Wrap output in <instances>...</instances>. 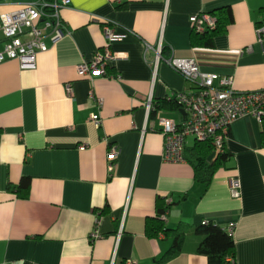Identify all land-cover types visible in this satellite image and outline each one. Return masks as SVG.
I'll use <instances>...</instances> for the list:
<instances>
[{"label":"crops","instance_id":"crops-1","mask_svg":"<svg viewBox=\"0 0 264 264\" xmlns=\"http://www.w3.org/2000/svg\"><path fill=\"white\" fill-rule=\"evenodd\" d=\"M38 0H0V13ZM65 32L37 53L32 69L0 64V264H153L173 237L147 238L144 223L158 197L170 203L167 228L185 232L180 253L164 264H208L193 228L211 221L231 231L235 264H264V132L250 116L235 120L224 142L231 155L207 188L188 162L162 160L157 119L183 122L176 100L191 85L166 60L193 59L201 72L229 76L237 91L264 89V0H69ZM228 8L232 22L210 48L190 43L191 18ZM102 21L122 37L124 54L108 68L118 77L81 78L75 66L105 43ZM162 36V58L151 68ZM4 38L0 32V51ZM250 47L249 52L241 50ZM150 62V63H149ZM70 84L72 95L65 94ZM151 98L147 115L146 103ZM167 104L159 107L161 102ZM99 116L95 127L90 118ZM196 140L186 139V148ZM118 155L107 170L110 146ZM216 157L214 151L209 157ZM22 178L29 194L16 192ZM237 178L239 198L229 193ZM99 238L91 240L95 220Z\"/></svg>","mask_w":264,"mask_h":264},{"label":"built area","instance_id":"built-area-1","mask_svg":"<svg viewBox=\"0 0 264 264\" xmlns=\"http://www.w3.org/2000/svg\"><path fill=\"white\" fill-rule=\"evenodd\" d=\"M69 0H38L22 5L10 12L0 13V32L4 38L0 51V64L16 60L20 68L32 69L37 53L47 50L46 40L55 43L65 32V23L59 11L69 6ZM192 29L197 33L212 30L215 18L207 13H201L191 18ZM102 32L105 43L88 62H80L75 66V72L81 78L106 77L115 78L108 73V68L124 54L113 52L111 45L121 39L115 26L102 21ZM257 42L264 36V20L255 28ZM250 47L241 50L249 52ZM148 51L154 53L151 61L153 75L158 62L162 58L163 42L160 35L156 44L145 45L144 57ZM150 63V62H149ZM166 63L179 73L191 88L176 95V102L185 114L183 122L176 123L173 119L160 117L157 123L163 137L162 160L165 163H185L184 151L186 139L193 137L196 141H210L214 151L220 152L228 136L231 124L245 116L252 117L264 132V89L240 92L234 86L231 77L218 76L214 73L201 72L196 62L191 58L170 56ZM65 94L72 95L70 84L64 86ZM151 98L147 99V115L151 109ZM95 127L99 126V116L90 118ZM118 155V149L112 145L106 155L107 170L110 172ZM229 193L232 198H239L240 184L237 178L229 180ZM167 203V202H166ZM166 215V214H165ZM165 215L161 217L165 221ZM99 220H95V228L91 240L99 238L97 232ZM233 225L228 227L231 233ZM160 233L158 237H162ZM125 264H132L125 261Z\"/></svg>","mask_w":264,"mask_h":264},{"label":"trees","instance_id":"trees-1","mask_svg":"<svg viewBox=\"0 0 264 264\" xmlns=\"http://www.w3.org/2000/svg\"><path fill=\"white\" fill-rule=\"evenodd\" d=\"M210 15L215 18L214 29L207 30L203 33H197L192 29L190 35V43L192 46L212 47L214 37L224 34L228 25L232 22V14L228 8L215 10ZM166 104L163 101L159 107L162 108ZM262 143L264 144V135L262 137ZM213 152L214 147L210 141H195L191 147L185 148L184 151L186 162L193 169L195 181L203 184L205 188L209 186L214 173L218 169L225 167L231 157L223 144L221 151L217 152L214 160L209 162L208 157ZM29 185L30 180L28 178L21 179L16 190L21 199L28 197ZM169 207L170 203H166L165 198L158 197L154 216L145 219L144 233L147 238H157L160 233L164 237L168 235L173 237L171 246L161 257L154 259L153 264H164L180 253V246L185 232L180 228H167L165 221L161 219L168 212ZM193 232L200 237L196 253L205 256L208 264H235V243L230 232L211 221L195 226Z\"/></svg>","mask_w":264,"mask_h":264}]
</instances>
